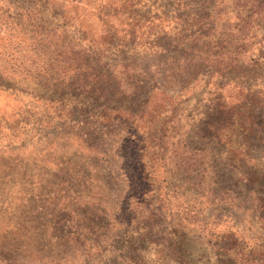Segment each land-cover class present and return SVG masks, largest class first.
Instances as JSON below:
<instances>
[{"label": "rangeland", "instance_id": "1", "mask_svg": "<svg viewBox=\"0 0 264 264\" xmlns=\"http://www.w3.org/2000/svg\"><path fill=\"white\" fill-rule=\"evenodd\" d=\"M41 1L0 0V64L19 79L37 50L70 75L86 66L104 94L69 116L76 91L0 89V264H108L87 240L108 234L130 194L164 217L151 246L162 264H176L173 234L186 264H212L205 234L242 217L213 198L229 169L206 150L228 148L214 136L230 127L241 136L219 122L229 102L254 108L253 136H264V17L254 15L264 0H107V17L95 3ZM30 9L31 21L20 14ZM111 110L123 117L105 126ZM202 171L205 190L194 184ZM192 206L209 230L185 217Z\"/></svg>", "mask_w": 264, "mask_h": 264}, {"label": "trees", "instance_id": "2", "mask_svg": "<svg viewBox=\"0 0 264 264\" xmlns=\"http://www.w3.org/2000/svg\"><path fill=\"white\" fill-rule=\"evenodd\" d=\"M39 1V6L43 7L45 4L41 0ZM58 2L62 4L74 2V4L82 6H90L95 3L96 8H94L95 6L91 7L97 11V14L105 17L109 15L107 0H58ZM20 14L22 16L25 15L29 21H31L30 18L34 15L31 13V9L25 10V12L22 10ZM254 15L261 18L264 17V13H255ZM100 20L102 22L105 21L104 19ZM17 24L19 22H16ZM35 53L42 57V60H32V63L25 68V72L22 76H19V79H16L14 75L7 71L5 64H0V89L21 91L22 88L29 90V87H32V90L36 91L39 89H53L55 87L70 92L76 91L79 95L74 97H81V100L71 101L72 107L68 111L69 116L72 113V109L74 111L84 110L82 107L86 108V106L95 104L104 94L99 92L104 88L97 85L98 75L93 76L86 66L83 67V72H80L81 68H74L78 73L70 75L66 66L63 67V70L59 69L62 68L61 64L58 68H54L52 66L54 60L49 55L45 54L42 56L37 50H35ZM49 67L53 68L49 69ZM72 67L73 65L70 70L73 69ZM52 69H56L57 71L53 72ZM80 75L85 77L79 78ZM125 92L126 90L120 89L117 95L122 96ZM261 99H264V96ZM240 102H242L241 106H244V108L231 105V102H229L230 106L227 109L222 104L221 109L218 107L217 111L219 122L221 120H231L234 127L240 128V138L238 139L233 135L232 128L230 127L229 133L221 132L214 136L217 140L215 142L218 145L227 144L228 148L226 145L220 148L213 146L211 150H206V152L214 156V151H218L220 154L218 158L219 165H223L229 169V174L221 177V186L213 198L217 199L218 202L229 201L230 207L234 209L233 212L240 211L242 219L239 218V222L229 220V230L221 234V232L214 231L213 228L209 230L208 226L212 225V223H207L206 220L208 218H205L203 210H196L193 206V211L191 209L184 210V215H186L185 217L190 222L193 221L194 223L203 224L208 227L210 232L205 234V237H208L207 240H204L207 241L212 250V264H264V160L261 159L264 157V136H253L255 135L253 123L257 115L254 108L246 106L247 104L243 101ZM112 111L101 114L98 117L102 119L101 122L105 126L113 125L123 117V113L117 112V114H114ZM212 125L214 124H207L205 121L199 124L203 130ZM202 128L200 131H202ZM224 129H226L225 126ZM201 157H203L202 154ZM203 174V171L201 174H196L194 184L200 185L205 190L206 184L202 180ZM227 175L229 177L226 181L225 177ZM130 187L132 190H138L140 184L135 182L134 184H130ZM215 189L209 186L207 196H213ZM128 197L123 202V205L120 204L118 206L119 217H116L115 213L112 224H109L110 226L105 228V232L108 234L102 238L97 235L87 240L89 244L88 252L95 250V252H101L105 256V259H108V264H162L166 254L163 253L161 248L156 249L151 246L159 240V237H155V234L157 235L159 232L158 227L163 222L164 217L158 211L143 214L142 206L139 205L137 207L134 205L135 202L131 201L133 199L131 194ZM212 202L211 198L210 203ZM143 209L146 211V208ZM213 209L215 210L216 208ZM166 239L170 245L174 244L172 245V256L175 263L186 264L184 252L178 246V243L180 244L181 242L179 235L173 234V236ZM93 255L95 258L97 257V253L93 252Z\"/></svg>", "mask_w": 264, "mask_h": 264}]
</instances>
